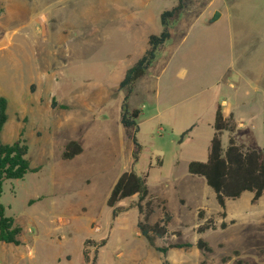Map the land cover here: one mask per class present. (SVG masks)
<instances>
[{"label":"rangeland","instance_id":"obj_1","mask_svg":"<svg viewBox=\"0 0 264 264\" xmlns=\"http://www.w3.org/2000/svg\"><path fill=\"white\" fill-rule=\"evenodd\" d=\"M176 2L0 0V96L8 103L1 137L12 143L23 129L33 170L2 186L0 204L21 232L19 246L0 243V264H84V253L97 264H234V251L244 264H264V199L251 204L245 192L222 210L186 170L207 158L217 105L230 110L237 144L264 148V0H185L126 101L140 111L133 171L146 174L149 195L165 200L170 215L155 246L191 247L157 252L137 232L135 197L117 204L128 209L115 219L105 204L134 150L119 122V83ZM71 140L83 151L63 161ZM152 209L148 224L162 218L161 206ZM205 223L215 230L197 234ZM198 239L212 252H199Z\"/></svg>","mask_w":264,"mask_h":264},{"label":"trees","instance_id":"obj_2","mask_svg":"<svg viewBox=\"0 0 264 264\" xmlns=\"http://www.w3.org/2000/svg\"><path fill=\"white\" fill-rule=\"evenodd\" d=\"M185 8V0H177L176 5L171 9L163 11L159 15L161 31L158 35H149L147 38V49L143 55L126 70L123 79L119 83L120 89H125V97L123 99L119 122L134 146L132 151V166L138 161L140 147L137 144L135 134L138 132L136 118L140 111H129L126 105L127 98L132 93L136 83L145 75L153 61L156 52L161 50L164 43L170 38L169 24L177 17V15ZM52 107L55 102H52ZM8 103L5 97L0 96V195L2 186L5 181L22 180L24 176L33 170L26 158L27 146L23 140V129L20 131L19 137L12 143H4L2 141V131L8 121L7 114ZM236 129V124L232 114L224 116L220 105L216 106L212 123V136L209 141L207 158L204 162L190 161L186 170L190 176L200 177L204 180L206 186L213 192L216 204L223 210L226 200L238 199L243 193L251 194L250 202L255 203L258 199H264V148L256 150L239 145L232 138V134ZM190 129L183 132L182 137L189 134ZM223 133H227V144L224 148L221 143ZM83 149L78 141L71 140L64 145L61 154V160L68 161L79 156ZM157 165L161 166V160L157 159ZM136 198V202L129 208L135 207L139 214L142 215L143 221H138L136 228L140 237L146 244L157 252L166 253L169 249H187L190 245H170L167 247H156L155 241L164 239L167 235V225L170 222V215L165 208V200L150 196L146 183V175L136 174L133 170L123 172L113 184L106 206L111 210L112 219L117 218L128 208H122L117 204L129 198ZM156 202L157 206H161L162 218L153 223L148 224L147 219L152 214V203ZM221 216L225 217V212H221ZM199 220L202 219V211L197 214ZM225 223L220 224V228H225ZM207 230H215V227L209 223L200 225L196 229L197 234H201ZM21 232L20 227L14 224L11 217L5 215V210L0 204V243L6 245L19 246L18 236ZM90 241H86L89 244ZM101 242L98 247L102 246ZM196 249L204 254L212 252L211 248L198 239L195 245ZM232 255L236 258L234 264H244L239 259V252L234 251ZM230 257L222 259V263L229 261ZM84 264H97L96 255L90 261L87 253H84ZM204 264V263H202Z\"/></svg>","mask_w":264,"mask_h":264},{"label":"crops","instance_id":"obj_3","mask_svg":"<svg viewBox=\"0 0 264 264\" xmlns=\"http://www.w3.org/2000/svg\"><path fill=\"white\" fill-rule=\"evenodd\" d=\"M222 105H224V103L222 104ZM221 107V106H220ZM221 110H222V108H221ZM222 113H223V115L224 116H227V115H229V113H230V110L228 109L227 111H225V110H222ZM124 131V130H123ZM125 133V132H124ZM224 134V133H223ZM131 162H132V158H131ZM161 164H162V162H161ZM149 168H150V166H149ZM130 170H133V166H132V163H131V168L128 170V171H130ZM127 172V171H126ZM146 175V174H145ZM160 199V198H159Z\"/></svg>","mask_w":264,"mask_h":264},{"label":"water","instance_id":"obj_4","mask_svg":"<svg viewBox=\"0 0 264 264\" xmlns=\"http://www.w3.org/2000/svg\"><path fill=\"white\" fill-rule=\"evenodd\" d=\"M219 17H220V14L219 13H217V12H215L214 14H213V16L211 17V19H210V23H213V22H215V21H217L218 19H219Z\"/></svg>","mask_w":264,"mask_h":264}]
</instances>
